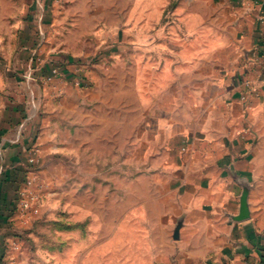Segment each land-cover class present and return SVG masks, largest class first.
<instances>
[{"label": "crops", "instance_id": "0c3cea01", "mask_svg": "<svg viewBox=\"0 0 264 264\" xmlns=\"http://www.w3.org/2000/svg\"><path fill=\"white\" fill-rule=\"evenodd\" d=\"M68 1L67 14L77 24L87 23L85 17L92 25L114 24L129 34V42L144 43L143 75L133 72L127 85L133 129L129 162L136 163L138 152V167H128L125 184L128 210L142 217L145 254L156 264H264V0ZM13 12L0 6L6 23ZM104 16L114 19H95ZM70 72L53 75L43 85L36 78L27 81L28 100L38 99V107L12 106L17 115L26 114L24 120L0 128L5 160L0 252L3 225L15 221L26 230L8 243L7 255L17 254L15 264H36L29 257L39 248L27 243L38 240L41 223L59 228L46 235L52 241L47 254L70 246L65 231L70 223L52 215L63 204L56 184L71 175L66 168L77 152L78 126L93 125L90 108L97 104L99 88L98 83L74 85L78 75ZM16 127L25 130L17 135ZM8 130L15 132L12 138ZM32 144L39 147L41 164L28 190L39 199L21 211L19 192L27 188L30 174L25 180L21 175L29 161L26 146ZM246 190L250 217L239 221L235 217ZM63 205L65 213L69 205Z\"/></svg>", "mask_w": 264, "mask_h": 264}, {"label": "rangeland", "instance_id": "374dc122", "mask_svg": "<svg viewBox=\"0 0 264 264\" xmlns=\"http://www.w3.org/2000/svg\"><path fill=\"white\" fill-rule=\"evenodd\" d=\"M44 1L0 2L1 7L14 11L7 23L0 17V128L7 127L10 121L21 124V118L24 120L25 117L10 109L12 106L19 107L26 102L28 109L30 105L33 111L38 107V99L28 100L27 81L32 78L39 79L43 85L51 82H46V77L71 71L78 75L74 85L78 86L75 81L82 79L83 87L90 83L94 87V83H98L99 88L94 91L97 104L94 109L90 108L93 110L90 112L93 125L86 128L82 123L78 126L77 152L70 159L72 166L66 168L71 175L66 179L61 177L56 184V194L61 196L58 203L69 205V210L63 213L64 205L61 204L52 215L61 224L70 223L71 228L65 230L70 234L67 240L70 246L47 254L46 244L52 241L47 240L46 235L59 228L51 221L41 223L42 227L39 225L36 229L38 240L34 237V241L27 243L37 244L39 248L29 261L35 259L36 264H130L131 258V264H156L153 256L150 259L145 254L142 217L137 218L128 210L125 184L128 167H138V152L136 163L129 162L132 155L129 135L133 129L128 123L131 112L128 110L127 85L133 72L139 73L140 77L143 75L144 43L134 45L129 42V34L115 28L114 24L98 22L92 25L89 17H85L87 23L77 24L76 17L67 14L68 0H55V5L53 0ZM48 3L50 10L47 14ZM16 5L22 7L23 15L18 13L20 9L17 10ZM31 39L34 43H25ZM93 76L97 81L91 80ZM121 82L125 84L122 90L115 85ZM21 128L16 127L17 135ZM24 130L25 127L21 132ZM12 131L7 132V137L12 138L15 133ZM138 132L139 128H136V134ZM3 158L0 155V171L5 164ZM40 164L39 161L36 165L38 169ZM25 167L23 177L20 173L22 179L29 173L32 163L27 161ZM134 170L138 169L130 168V171ZM14 222L1 229L6 238L3 239L0 264L16 263L17 254L7 255L8 243L14 236L24 235L23 231L26 234V230L22 231L23 228ZM80 235L87 236L86 240L80 241Z\"/></svg>", "mask_w": 264, "mask_h": 264}, {"label": "built area", "instance_id": "2783aa9c", "mask_svg": "<svg viewBox=\"0 0 264 264\" xmlns=\"http://www.w3.org/2000/svg\"><path fill=\"white\" fill-rule=\"evenodd\" d=\"M52 79V76H48L45 78L46 81H49ZM75 84L78 86H83L84 81L82 79L76 80ZM39 151V147L37 144H32L29 148V161L32 163V168L29 170V176L26 180L27 188L21 189L19 192V199L17 203V208H19L21 211H28L33 208L35 202L39 199L38 195L36 193H33L32 191L28 190L29 186H33L35 184L34 179V173L37 171V164L39 163V160L37 158V154Z\"/></svg>", "mask_w": 264, "mask_h": 264}, {"label": "water", "instance_id": "95a60500", "mask_svg": "<svg viewBox=\"0 0 264 264\" xmlns=\"http://www.w3.org/2000/svg\"><path fill=\"white\" fill-rule=\"evenodd\" d=\"M248 191L246 190L241 197L240 213L235 217L236 220L243 221L250 217L249 206L247 203Z\"/></svg>", "mask_w": 264, "mask_h": 264}, {"label": "trees", "instance_id": "16d2710c", "mask_svg": "<svg viewBox=\"0 0 264 264\" xmlns=\"http://www.w3.org/2000/svg\"><path fill=\"white\" fill-rule=\"evenodd\" d=\"M21 112H22V111H21ZM20 114H22V117H24L23 112L20 113ZM13 123H14V124H18V122H14V121H10V122H9L10 125H13ZM19 123H20V122H19Z\"/></svg>", "mask_w": 264, "mask_h": 264}]
</instances>
